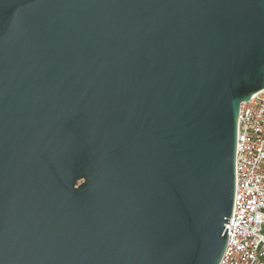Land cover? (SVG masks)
I'll list each match as a JSON object with an SVG mask.
<instances>
[{
    "label": "water",
    "instance_id": "95a60500",
    "mask_svg": "<svg viewBox=\"0 0 264 264\" xmlns=\"http://www.w3.org/2000/svg\"><path fill=\"white\" fill-rule=\"evenodd\" d=\"M264 0H0V264H219Z\"/></svg>",
    "mask_w": 264,
    "mask_h": 264
},
{
    "label": "built area",
    "instance_id": "2783aa9c",
    "mask_svg": "<svg viewBox=\"0 0 264 264\" xmlns=\"http://www.w3.org/2000/svg\"><path fill=\"white\" fill-rule=\"evenodd\" d=\"M234 199L219 264H264V90L240 104Z\"/></svg>",
    "mask_w": 264,
    "mask_h": 264
}]
</instances>
